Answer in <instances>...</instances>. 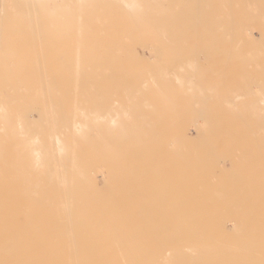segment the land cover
<instances>
[{
	"label": "bare ground",
	"instance_id": "6f19581e",
	"mask_svg": "<svg viewBox=\"0 0 264 264\" xmlns=\"http://www.w3.org/2000/svg\"><path fill=\"white\" fill-rule=\"evenodd\" d=\"M163 1L0 0V88L8 89L16 103L11 105V99L0 89V166L15 169L10 174L12 179H22L17 189L9 177L4 178L6 181L0 180V201H5L0 204V264H264V219L249 213L230 214L254 210V202L263 203L264 196L263 199L261 196L252 198L255 196L249 191L250 186L246 185L245 189V184H239L247 197H229L234 192L232 187L222 182L210 185L206 179L213 176L198 171L196 168L200 169V165L187 164L193 160L187 159V166H169L172 172L165 175L167 183L163 187L167 186L170 195H180L173 199L177 204L171 207L163 208L158 204L164 200L158 193L152 197L153 206L128 208V215H115L116 220L110 222L104 215L107 209L97 207L100 199H104L102 191L89 189L94 179L92 165L109 167L114 173L110 181H121L128 175L143 180L149 171L162 168L160 163H155V167L144 165V159L140 164L134 163L124 152L126 147L134 146L138 147L140 156H145L147 150L139 147L141 144L133 138L139 135L134 133L141 132L148 137L156 129L122 126L119 113L113 110L103 113V108L114 90L139 79L127 74L126 65L121 63V52L112 51V46L106 44L107 38L114 35L110 28L116 20L134 19V27L126 35L136 34L137 26L143 23V37L154 36L149 27L154 21L160 25L165 21H184L182 25L161 27L156 36L166 37L171 33L177 35L180 26L184 36L190 34L195 22L202 18L199 8L194 16L178 12L180 7L168 12L162 8ZM6 6L17 12L8 9L9 13ZM23 8L25 15L18 13H24ZM183 8L188 6L183 5ZM14 66L17 70L24 68L25 72L16 71ZM109 68H115L119 77L114 81L115 86L106 88L96 75ZM40 70L44 79L38 76L34 81L38 83L32 86L33 79L27 75L33 72L31 75L35 77ZM46 72L53 74V78ZM58 73L63 74L60 81ZM23 81L28 82L26 90ZM58 85H67L59 87L69 91L60 92ZM240 89L253 93L250 85ZM60 93L67 97L64 95L60 100ZM262 97L264 103V94ZM235 98L237 100L238 96ZM9 103L14 110L10 107L7 110ZM232 104L235 103L232 101ZM250 111L230 113L239 117L252 114L254 109ZM101 122L107 125L101 126ZM190 140L187 136L181 137V142ZM211 147L207 144L202 150L211 152ZM185 152L174 149V154L183 156ZM246 155L240 157V163L249 160ZM234 166L235 174H245V166ZM251 168L246 171L248 183L262 180L264 186V170L256 174ZM187 179L197 181L191 183ZM20 191L28 196L22 199L20 208L6 203L14 202L12 195ZM207 195L211 197L206 198ZM95 201V207L90 205ZM247 202L253 205L246 206ZM161 210L171 213L160 215ZM177 210L184 213H172ZM194 210L214 213H185ZM20 212L27 215L25 224L32 221L31 225L35 223L37 228L18 226L22 221ZM139 220L143 223L141 232L136 230ZM42 221L48 223L41 239L43 246L30 254L26 246L42 233ZM253 233L258 237L251 240ZM150 234L155 246L143 243L142 235ZM50 241L64 244L51 245ZM82 258L84 260H80Z\"/></svg>",
	"mask_w": 264,
	"mask_h": 264
},
{
	"label": "rangeland",
	"instance_id": "374dc122",
	"mask_svg": "<svg viewBox=\"0 0 264 264\" xmlns=\"http://www.w3.org/2000/svg\"><path fill=\"white\" fill-rule=\"evenodd\" d=\"M227 1L230 0H164L162 8H166L168 12H175L174 9L180 7L178 12L194 16L196 8H199L198 12L202 18L195 22L196 25L186 36H184V32L181 33V26L178 29L179 33L175 36L172 33L166 37L156 36L161 27L164 28L169 24L182 25L183 20H173L170 21L171 23L165 21L161 22V25L156 21L150 23L149 27L154 32V36L151 37L141 35L144 28L143 23L137 26L136 34L126 35L134 27V19L116 20L111 26L110 30L113 31L114 35L107 38V46H112V51L121 52L119 53L121 63L126 65L127 74L135 75L139 79L137 82L129 83L114 90L115 93L104 104L103 113L112 110L119 113L118 119L122 121L120 123L122 126L155 128L154 133H151L153 136L148 134L146 137L141 132L134 133L139 135L138 138L133 137L138 145L141 144L139 147L147 150L145 156H140L138 147L134 146L126 147L124 152H126V157L131 158L134 163L140 164L141 160L144 159L146 160L143 161L144 165L155 167L157 163H160L162 168L159 171L154 169L149 171V175L146 174L143 180H136L133 176L128 175L124 180L116 181L113 179L110 181L114 173L109 171V167L92 165L94 179L89 184V189L102 191L103 196L101 198L104 199L103 201L100 199L97 207L107 209L104 211L106 220L113 222L116 220L115 215H128L130 211L127 209L134 206H153L155 203L152 202V197L159 194L160 197L164 198L158 203L161 207L166 208L177 204V202H173V199L180 198V195L168 194L167 186L164 185L163 187V184L167 183V179L164 177L172 172L169 170V166H187L185 164L187 159L193 160V163L187 164L200 165L202 166L200 169L196 168L198 171L213 176L206 179L210 185L211 183L222 182L232 187L234 192L229 197H247V192L243 193L241 190L243 187L239 185L245 184V189H247L246 185L250 186L249 191L253 192L255 196L252 198L261 196L263 199V181L252 180L251 185L248 183L250 180L247 178L246 171L249 166L252 167L251 171L256 174L262 173L264 170V103L262 102V94H264V0H232L234 1L233 4L225 3ZM183 5H187L188 8L184 9ZM6 7H8L6 8L7 11L11 9L9 6ZM11 10L12 13L17 12L14 9ZM25 11L18 13L25 15ZM159 13V11L156 12V15ZM7 22L12 24L13 21ZM44 45L46 46V44ZM48 45L50 44H47L46 47ZM98 54L100 55L102 52L100 51ZM16 68L14 66V69ZM21 69L25 72L24 68H18V70ZM18 70L16 69V71ZM42 70L44 71L45 68ZM50 71L53 72V70ZM26 73H28L27 69ZM31 73L25 74L24 78L32 77L28 78L33 79V83L26 79L29 84L32 83V86L38 83H34L38 76L42 77H38L40 80L44 79L42 71V75L36 72L35 77ZM51 73L49 72L47 75H51ZM62 75L57 77L59 81L62 79ZM118 77L119 74L115 73V68H109L96 75L98 82H102L106 88L115 86L114 81ZM27 81H23V85L26 86L24 90L27 88ZM249 85L253 89L252 94L240 89ZM59 86L61 88L68 87L67 85H58L60 92L63 89L60 90ZM1 90L12 101L8 89ZM64 95L66 98V94ZM64 95L60 93L58 98L63 99ZM236 96H238L237 100ZM260 96L261 100H259ZM56 100L58 101V99ZM232 101L235 103L234 105ZM10 103L14 105L15 102ZM10 103L7 110L13 109L12 107L15 106H11ZM235 105L237 109L234 107ZM258 108H263V111H257ZM253 109L252 114L241 115L242 117L240 115L236 117L230 113L233 111H252ZM203 110L210 113L203 114L200 112ZM12 112L11 114H14V111ZM100 125L107 124L101 122ZM183 136H187L191 140L181 142ZM207 144L212 145L209 149L211 152H203L202 147H207ZM174 149L186 152L182 156L180 153L174 154ZM245 153L249 160L240 163L239 159L245 156ZM232 154L233 156L230 158L229 155ZM234 165L245 166V174H235ZM0 167V180L3 179L4 181V178L8 180L9 177L11 182H15L17 189L19 187L17 185L22 179L14 180L11 178L10 174L15 172V169ZM196 181L187 179V182L191 183H196ZM212 186L216 187L215 185ZM210 188L213 189V187ZM22 191L12 195L11 198L15 199L14 202L6 203H14L12 207L20 208L25 196L28 197ZM209 197L211 195L206 196V198ZM4 202L0 201V204ZM90 205L95 207L96 201ZM245 205L252 206L253 202H247ZM253 208L254 210L250 212L244 209V211H234L230 214L235 216L240 213H249L254 215L253 217L264 219V202H254ZM11 209L13 210V208ZM97 212L102 213L103 211L97 210ZM165 213L171 212L168 210L158 212L160 215ZM172 213L184 212L177 210ZM185 213L205 215L214 212L194 210ZM19 217L22 221L17 223L18 226L28 225L30 229L36 227L34 226L35 223L31 225L32 221L25 224L26 214L20 212ZM142 224L139 220L136 228L138 232L143 229ZM47 225V222L42 221V233L39 232L34 238V242L27 244L26 248L30 249L28 253L33 254L41 249L43 246L41 239H43L45 227L48 228ZM230 228H228L229 232L232 230ZM142 236L144 238L143 243L148 246L156 245L151 234ZM256 237L258 235L253 233L250 238L253 240ZM48 244L58 246L64 243L50 241ZM100 245H105V243L98 244V246ZM160 245L162 244H157V246ZM101 261L105 260L101 259Z\"/></svg>",
	"mask_w": 264,
	"mask_h": 264
}]
</instances>
